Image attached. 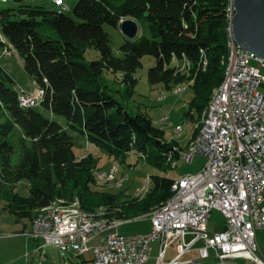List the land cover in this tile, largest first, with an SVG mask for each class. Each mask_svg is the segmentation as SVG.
Segmentation results:
<instances>
[{"label":"trees","instance_id":"obj_1","mask_svg":"<svg viewBox=\"0 0 264 264\" xmlns=\"http://www.w3.org/2000/svg\"><path fill=\"white\" fill-rule=\"evenodd\" d=\"M16 1L18 7L0 11V48H12L24 60L27 75L45 93L40 95L41 108L66 117L73 132L115 160L135 153L161 172L174 169L189 143L183 147L169 142L148 115L127 109L104 81V73L121 74L119 83L132 95L143 58L153 57L151 85L168 91L185 84L194 88L192 107L199 113L195 136L224 80L231 0H78L75 18L29 0ZM125 19L146 24L148 35L125 39L118 57L105 26L117 28ZM90 48L100 59L87 62ZM15 84L0 64V207L18 221L33 223L57 200L71 203L76 198L83 210H103L108 219L124 220L140 205V215L147 218L173 196L175 179L162 175L151 176L145 196L128 204L96 191L93 155L78 157L72 133L37 108H23ZM188 117L194 119L192 109ZM17 128L20 136L12 143ZM22 181L27 182L28 197L16 192Z\"/></svg>","mask_w":264,"mask_h":264},{"label":"built area","instance_id":"obj_2","mask_svg":"<svg viewBox=\"0 0 264 264\" xmlns=\"http://www.w3.org/2000/svg\"><path fill=\"white\" fill-rule=\"evenodd\" d=\"M54 2L62 7L61 0ZM232 52L230 86L218 102L201 145L182 160L192 163L200 156L207 162L198 173L182 177L175 202L150 220L151 230L125 235L119 226L59 220L57 215L30 233L40 243L43 259L47 247H55L78 257L90 253L93 264H146L151 244L159 242L158 264H203L214 258L227 264L238 257L264 264L257 239L258 231L264 229V59L240 49L234 38ZM40 95L45 93L21 91V106H39ZM108 171L100 176L112 180V173H118L116 167ZM214 211L222 214L225 223L220 232L211 233ZM174 245L177 254L168 260L167 251ZM190 253L197 256L185 259Z\"/></svg>","mask_w":264,"mask_h":264},{"label":"rangeland","instance_id":"obj_3","mask_svg":"<svg viewBox=\"0 0 264 264\" xmlns=\"http://www.w3.org/2000/svg\"><path fill=\"white\" fill-rule=\"evenodd\" d=\"M62 1V7L57 6L54 0H29L28 2L32 4L44 5L49 10H62L70 17L75 18L73 8L75 7L78 0ZM18 5L19 4L16 0L0 1V11L6 8H16L18 7ZM105 30L111 36V46L114 54L118 57H121L118 49L123 44L126 38L122 34L119 27L113 28L107 25L105 26ZM144 34L148 35L147 25H142L139 23L138 37ZM231 34L232 30L230 27L229 35L233 36V34ZM0 55H2L1 51ZM98 59H100V54L93 48L88 49L86 53L87 62ZM142 62L143 68L138 70V73L136 75L138 79V85L132 95H129L126 87L122 86L119 83L122 77L121 74L115 75L113 73L105 71L103 76L104 81L112 90L118 92L117 94H115L116 98L127 109L131 110L132 113L142 112L148 115L154 121V124L158 128L165 130L166 140H168L169 142H174L180 146H186L189 140L191 142V140L193 139L194 129L199 122V113L192 107V103L197 98L194 88L189 84H185L181 88L168 91L163 85L153 86L149 83L148 74L150 68L155 65L156 61L153 57L146 56L143 58ZM0 64L14 78L16 82L15 88L18 91H24L26 94H31L37 90L38 93L39 88L36 89V85L27 75L24 60L16 51H14L10 55L3 54L2 57H0ZM261 91L264 93V85L261 87ZM36 108L48 119L58 122L65 130L72 133L75 143L74 150L78 157L86 154L93 155L94 165L98 170L96 172L97 178L99 177V174L101 172H109L108 170L111 167H116L118 169V175L112 178L110 182L98 183L97 181V186L94 189H96V191L117 195L119 197L118 203H120L121 205L128 204L129 201H133L140 196H145L144 189H148V181L151 176L162 175L175 179L176 181L181 179L183 176H186L187 174L198 173L207 162L205 158L196 156L192 163L180 160L179 162H177L176 168L168 170L167 172H161L156 168L146 164L145 160L140 158L135 153H128L126 154L125 158L115 160L111 158L107 152L89 143L86 136L80 133L73 132L68 125L66 117L55 115L52 112L41 108L40 105ZM191 109L193 110L194 119L188 117V112ZM19 136L20 129L17 128L11 135L10 141L12 143H16L19 139ZM187 148L185 150H187ZM120 183H122L121 186ZM16 192L22 194L25 197H28L30 195V192L27 186V182H20L17 185ZM145 198H147V196ZM76 201H78L77 198L73 202L76 203ZM75 203H73V205ZM142 206L143 205L138 206L137 212H131V207L126 208V210H130L131 215L121 221L123 222V225L127 224L121 229L122 234L133 235L145 233L151 230V221L149 219V216L146 218L144 215H140L143 214V212L140 210L142 209ZM0 219L2 220L3 224H16V217L10 214L3 207H0ZM224 223L225 218L222 216V214L218 211H214L210 218L209 231L211 233L220 232L223 228ZM30 224V221H23L22 225H20H27V227H29ZM12 232V237L22 236L19 235V230L17 233L15 231ZM6 234L11 235L9 233ZM25 235H27V233ZM43 254L44 251L38 248L37 245L34 253L30 254L29 264H93L90 260L92 256L90 253L86 254L82 258H79L71 251L63 253V251H61L59 248L47 247V249L45 250L46 257L44 259Z\"/></svg>","mask_w":264,"mask_h":264},{"label":"bare ground","instance_id":"obj_4","mask_svg":"<svg viewBox=\"0 0 264 264\" xmlns=\"http://www.w3.org/2000/svg\"><path fill=\"white\" fill-rule=\"evenodd\" d=\"M61 5H63L62 1H61ZM229 12H230L229 14H230V20H231L230 27L232 30L233 18L236 14L233 0L231 2ZM228 47H229V56L226 62L224 80L219 86V88L213 94L211 102L209 106L207 107L206 111L204 112L203 122L201 124V128L199 132L193 137V139L189 143L187 150L181 153L180 160H183V156H187V153H194L196 149L198 148V146L201 145L202 138L204 134H206L207 132L208 125L210 124V122L214 120V111L216 110L218 102L221 96L225 93V90L229 88L230 86L231 78L233 77V52H232L233 51V38L232 36H230ZM38 93L40 92L38 91ZM173 167L174 168L177 167V162L173 164ZM117 175L118 173H112V178L116 177ZM110 180L111 178H107V176H100L99 174L98 183L110 182ZM181 181H182V178L174 182V185L172 188L173 196L166 203L158 207L155 211H153L149 215L150 220H153L154 218H156V215L161 214L163 211V208L168 207L169 202H175V193L178 191V188L181 186ZM121 184L122 183H120V186ZM146 191L147 189H144V193ZM73 203H67V202H64L63 200H57L52 206L46 208L35 218V220L32 223V228L44 226L45 224H47V222H49L51 217H57V215H59V220L77 219L81 221H97L98 223H101V224H111V226H119V230L123 226V222H121L123 220H116V219L112 220V219L105 218L103 210H100L98 213L96 212L90 213L82 209L79 201H76L74 205Z\"/></svg>","mask_w":264,"mask_h":264},{"label":"crops","instance_id":"obj_5","mask_svg":"<svg viewBox=\"0 0 264 264\" xmlns=\"http://www.w3.org/2000/svg\"><path fill=\"white\" fill-rule=\"evenodd\" d=\"M190 141V140H189ZM189 143V142H188ZM187 146V145H186ZM183 146V147H186ZM23 221H30L29 227L27 225H22ZM21 224V225H20ZM127 224L123 225L121 229L126 226ZM21 226V227H20ZM29 228V230H28ZM19 232L18 237H12V231L16 233ZM32 231V221L31 220H21L18 221L16 219L15 225H7L3 224L2 220L0 219V264H29L30 263V254L34 253L36 246L40 243L36 241L34 238L30 236ZM9 233L11 235H8ZM27 233V235H25ZM258 244H259V254L264 261V229L258 231L257 234ZM36 244H35V242ZM152 252L150 255V259L146 264H158V257H159V249L160 243L154 242L151 244ZM177 254V248L174 246L170 247L167 251L166 258L168 260L173 259ZM197 256L196 253L187 254L184 258L185 259H192ZM84 257V256H83ZM82 258V257H79ZM92 260V257L91 259ZM92 263V261H91ZM203 264H220L219 260L214 258L207 261H204ZM227 264H256L252 260L246 257H238L235 259H231L227 262Z\"/></svg>","mask_w":264,"mask_h":264},{"label":"water","instance_id":"obj_6","mask_svg":"<svg viewBox=\"0 0 264 264\" xmlns=\"http://www.w3.org/2000/svg\"><path fill=\"white\" fill-rule=\"evenodd\" d=\"M236 14L232 23L235 42L245 52L264 59V0H233ZM127 40H135L139 23L125 19L118 26Z\"/></svg>","mask_w":264,"mask_h":264}]
</instances>
